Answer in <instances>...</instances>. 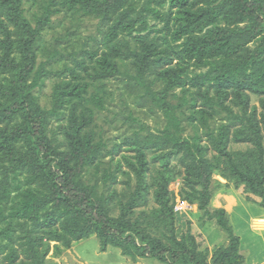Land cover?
I'll use <instances>...</instances> for the list:
<instances>
[{
  "label": "trees",
  "instance_id": "obj_1",
  "mask_svg": "<svg viewBox=\"0 0 264 264\" xmlns=\"http://www.w3.org/2000/svg\"><path fill=\"white\" fill-rule=\"evenodd\" d=\"M63 11L99 19L102 39L83 55L49 54L48 64H67L46 110L33 94L45 67L37 69L40 41ZM114 80L165 122L153 133L131 118L139 129L125 142L136 153L128 166L137 183L119 217L111 215L112 184L102 180L100 191L99 181L84 177L107 146L95 121L98 112L111 111L105 85ZM219 117L225 122L214 127ZM53 120H63L60 131ZM231 144H250L252 162L241 165L244 155ZM151 153L163 164L153 178L157 209L146 220L165 225L166 241L131 217L149 203ZM172 157L184 174L180 196L228 238L211 260L191 230L177 236ZM223 163L264 208V0H47L35 27L24 0H0V264H46L51 251L59 256L93 236L102 252L116 248L133 260L242 264L227 211L212 209L215 186H222L215 174L228 178Z\"/></svg>",
  "mask_w": 264,
  "mask_h": 264
},
{
  "label": "rangeland",
  "instance_id": "obj_2",
  "mask_svg": "<svg viewBox=\"0 0 264 264\" xmlns=\"http://www.w3.org/2000/svg\"><path fill=\"white\" fill-rule=\"evenodd\" d=\"M47 0H24V9L26 16L31 21L33 27L36 25V16L41 14L42 7ZM100 20L86 15L75 14L74 12L63 11L52 17V23L46 27L43 32V37L40 41V48L37 69L44 65V73L42 79L38 81L37 87L34 89L33 94L38 98L40 107L49 110L52 107V95L54 92L55 85L59 82V72L62 71L67 60H56L52 64H48V56L52 51L63 53L65 56L68 54H82L85 50H92L96 48L98 42L102 39ZM45 47V49H42ZM73 64H70L72 66ZM106 89L109 94V98L106 99L107 106L111 111L109 112H98L96 116L95 126L97 131L100 132L105 138L106 149L103 155H99L94 165L89 166L84 174L85 180L89 184H95L99 181V189L103 190L104 184L102 180H106L112 184V189L115 190L113 205L115 210L112 211V217H119L121 214V202H126L125 196H129L130 188L136 187L137 178L131 168L128 166V162L136 163V153L131 151L126 145L125 138L132 136V134L138 130V126L131 118H136L139 122L148 128L153 133H157L165 125L164 119L162 118V112L155 109L151 111L148 106H142L137 103L136 100L129 94H127L122 85L116 80L106 83ZM251 104L259 106V97L251 96ZM225 121L222 117L216 118L212 121L214 127H219ZM63 124V120H53L51 126L59 128ZM187 134H192V128L188 126ZM230 151L234 153H242L244 159L241 160V165H249L252 162V146L250 144H231L229 147ZM158 154H149L147 161L149 163L150 171L145 175L146 185L149 188V195L146 196L149 199V203L146 206L140 205V207L133 210L131 215L132 220H138L142 224V227H149L148 232L156 237L165 240V236L169 233L163 223H159L155 217H152L151 221H147L146 217L151 215L157 205L153 198V192L155 185L153 178L156 176V170L163 164L162 157L157 158ZM211 156H218L213 151ZM101 163V164H99ZM110 164L112 169L109 171L106 178L103 177L104 170H109ZM224 164V163H223ZM97 166L100 167V172H96ZM120 167L119 169H117ZM169 167L173 170V174L176 178L171 183V191L175 198L174 213L176 216V233L178 238H181L183 234H186L188 230L196 237L198 243L201 245V249L206 251L209 259L211 260L214 252L221 246V240L217 237H222L221 232L226 237L225 245L228 244V238L221 229L215 224L207 221H202L201 213L198 210L196 204H192L183 197L180 196L182 187L184 186L183 181V170L180 169L179 157H172L170 159ZM228 175V178H224L220 173H216L214 178L220 182L222 186H215L214 198L212 201V209H221L218 206L221 204L218 196L220 194L238 196L244 202H236V198L233 196L230 198V203H227L229 211L234 214V222H231V216L229 219L233 229H237L240 234L244 235L245 242H255L256 239L251 240L247 238L241 231L244 226L241 227L245 222L239 219L240 216L247 217V215H254L256 209H264L261 206V199L248 194L243 185L237 182L229 170H222ZM229 199V198H228ZM218 200V201H217ZM239 200V199H238ZM216 202L217 205L216 206ZM180 208V209H179ZM238 216V217H237ZM236 223L238 224H235ZM250 220H247L249 224ZM253 226H258V222L255 220L250 221ZM210 224V225H209ZM209 226H212L209 228ZM249 226V225H248ZM237 237L241 241V237L236 233ZM223 236V237H224ZM135 239L140 245H145L142 241L140 242L139 237ZM250 239V240H248ZM262 241V238H259ZM257 240V241H259ZM256 241V242H257ZM244 242V244H246ZM217 244L216 246H214ZM208 246V247H207ZM262 246L256 247V255L262 251ZM50 253L46 264H172L161 262L158 259H131L133 263L125 261L122 252L116 248H109L107 252H102L101 243L95 236L76 242L70 250H63L59 256H53ZM248 249L241 248L240 242V254L242 258L244 255H248ZM243 262V261H242Z\"/></svg>",
  "mask_w": 264,
  "mask_h": 264
},
{
  "label": "crops",
  "instance_id": "obj_3",
  "mask_svg": "<svg viewBox=\"0 0 264 264\" xmlns=\"http://www.w3.org/2000/svg\"><path fill=\"white\" fill-rule=\"evenodd\" d=\"M231 196H233V194L229 195L228 197H227V195L220 194L218 196V199H220L221 204L218 206L217 202H216V206H218V208L225 209L227 211V213L230 214L231 222L233 223L234 220H235L234 219V214L231 212V210L229 211V208H228V205H227V203H230V201H231L230 198L232 199ZM233 197L234 198L237 197L236 198L237 199L236 200L237 203L239 201L240 202H244L238 196H233ZM239 219H241V221L245 222L243 225H241V227L244 226V229H241V231L245 234V236L247 238H250L251 240L256 239V241L259 240V238L263 239L262 241L259 240L257 242L256 241L255 242H245L244 241V239H245L244 235L240 234L239 231L237 229H235L236 233L241 237V248L248 249L247 253H249L248 255H244L242 264H264V209H261V208L260 209H256L254 215H252V214L251 215H247V217L240 216ZM247 220H250V221L251 220L252 221L255 220L259 224L256 227V226H253L250 221H249V224H248ZM235 224H238V223H236V221H235ZM211 227L212 226H209V228H211ZM213 227H216V225H214ZM221 235H222L221 238H220V236L217 237V238H218V240H221V242H222L220 245L224 246L226 237L224 236V234L222 232H221ZM250 239H248V240H250ZM244 242L246 244H244ZM216 245L217 244H215L214 246H216ZM259 246H262L263 248H262V251L259 253V255H256L257 254L256 247H259ZM123 258L127 259L125 261H127V262L130 261V263H133V261H131L130 258L125 257V256H123Z\"/></svg>",
  "mask_w": 264,
  "mask_h": 264
},
{
  "label": "built area",
  "instance_id": "obj_4",
  "mask_svg": "<svg viewBox=\"0 0 264 264\" xmlns=\"http://www.w3.org/2000/svg\"><path fill=\"white\" fill-rule=\"evenodd\" d=\"M180 209V208H179Z\"/></svg>",
  "mask_w": 264,
  "mask_h": 264
}]
</instances>
